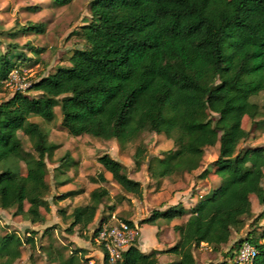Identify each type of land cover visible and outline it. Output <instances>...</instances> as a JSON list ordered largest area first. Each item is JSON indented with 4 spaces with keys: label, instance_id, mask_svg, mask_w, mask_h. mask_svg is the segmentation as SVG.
I'll return each mask as SVG.
<instances>
[{
    "label": "trees",
    "instance_id": "trees-1",
    "mask_svg": "<svg viewBox=\"0 0 264 264\" xmlns=\"http://www.w3.org/2000/svg\"><path fill=\"white\" fill-rule=\"evenodd\" d=\"M69 1L51 0L54 5ZM88 12V21L79 28L83 45L70 50L68 64L57 65L29 82L24 91L15 89L0 101V208L25 201L29 221L42 220L39 208H48L44 158L50 157L54 143L28 117L50 120L55 105L59 126L71 135L112 138L120 147L144 129L163 133L172 146L146 161L149 177L157 182L196 168L203 148L216 144L210 166L218 181L209 193L188 208L177 201L152 209L137 221V225L154 224L159 218L171 220L187 213L184 221L171 226L174 242L146 252L133 242L116 261L196 264L193 250L201 242L219 251L242 217L251 215L249 194L261 206L253 220L264 217V145L238 147L248 134L242 125L244 116L253 128L264 126V118L253 119L261 112L251 99L264 91V0H89ZM43 31V21H27L10 33ZM30 49L37 53L42 48ZM26 60L15 44L0 49V91L11 70ZM17 130L30 139L31 151L22 147ZM143 152L139 144L132 154L136 168ZM67 155L60 156L59 162L67 161ZM96 160L123 190L141 195L140 182L129 177L117 159L102 152ZM211 170L203 167L195 177L204 178ZM91 179L106 181L102 172ZM79 192L81 188L67 189L52 200ZM107 194L103 184L91 188L87 201L73 205L67 213L70 220L65 230L71 232L74 226L84 230ZM57 211L64 215L63 208ZM106 217H98L92 236ZM243 241L255 247L251 264H264V220L234 239L222 251L224 259L238 264L234 256ZM23 242L33 246L30 232L24 239L14 230L0 233V264H14ZM99 245L105 264L106 251ZM159 253L173 254L176 259L159 263ZM59 264L81 263L70 254Z\"/></svg>",
    "mask_w": 264,
    "mask_h": 264
},
{
    "label": "rangeland",
    "instance_id": "rangeland-1",
    "mask_svg": "<svg viewBox=\"0 0 264 264\" xmlns=\"http://www.w3.org/2000/svg\"><path fill=\"white\" fill-rule=\"evenodd\" d=\"M88 1L70 0L64 5H54L51 0H0V49L4 50L7 44L12 43L28 58L11 70L17 74L14 73V76H11L9 73L0 91V101L10 96L15 89L24 91L29 82L53 71L57 65L68 64L67 56L70 50L83 45L79 28L89 19ZM32 5L37 6V9H30L29 6ZM27 21H43L44 31L11 35L12 30ZM30 46L42 49L34 53ZM28 92L33 91L28 90ZM251 99L258 103L261 112L253 119L264 118V91L252 96ZM53 112L50 120H44L39 115L28 117L36 121L47 132L48 140L54 143L50 157L44 158L47 185L44 198L47 200L48 208H39L42 220L29 221L25 214L27 206L25 201L11 208H0V233L14 230L24 239L30 232L34 241L32 247L23 242L21 256L14 260V264H59L70 254L73 255L74 261H79L81 264H101L100 245L96 237L92 236L97 219L101 214L107 216L106 221L128 219L137 222L152 209H157L170 200L187 204L190 194L201 196L209 193L211 187L218 181V175L212 172L210 166L211 160L216 155V144L203 148L200 163L196 167V170L206 166L210 167L211 171L204 178L195 177L194 168L185 174L183 172L165 176L157 182L156 179L149 177L146 161L149 157L161 156L166 149L172 146L171 140L163 133L144 129L134 140L119 147L112 138L103 139L87 133L79 135L67 133L59 126L57 105L53 107ZM242 125L248 129V134L239 141L238 147L264 145V126L253 128L252 122L246 116L242 119ZM17 134L21 139L22 147L31 151L30 139L21 130H17ZM139 144L144 146V152L136 168L132 154ZM65 152L68 154L67 161L59 162V157ZM102 152L117 159L122 164L124 172L140 182L142 186L140 196L123 190L111 179L109 172H106L108 179L104 182L91 179L97 172H105L96 160V156ZM20 168L24 172L23 162H20ZM190 179L193 184L188 187ZM98 184H103L108 194L97 206L95 221L93 219L84 230L80 231L74 226L71 232H67L65 227L70 220L67 213L73 205L87 201L89 190ZM71 187L81 188V192L53 202L52 197L55 194ZM249 201L251 215L242 217L237 228L232 231L231 235L234 239L244 236L247 230L255 227L256 224L261 226L263 223L264 217L253 220V216L260 211L261 206L256 202L252 193L249 194ZM107 206H112L113 209ZM60 207L64 209L63 216L57 211ZM169 221L157 219L155 222L158 242L164 245L176 238V233L172 230ZM140 234L142 241L140 246L153 245L155 233L151 224H143ZM193 255L196 264H232L231 259L223 258L222 251L217 253L202 242L193 250Z\"/></svg>",
    "mask_w": 264,
    "mask_h": 264
},
{
    "label": "built area",
    "instance_id": "built-area-1",
    "mask_svg": "<svg viewBox=\"0 0 264 264\" xmlns=\"http://www.w3.org/2000/svg\"><path fill=\"white\" fill-rule=\"evenodd\" d=\"M14 73L17 74L16 72H10V75L14 76ZM138 229L139 227L135 222H128L126 219L101 222L95 237L106 251L105 264H116L122 250L137 241ZM255 252V247L252 244L243 241L236 251L234 261L238 264H251Z\"/></svg>",
    "mask_w": 264,
    "mask_h": 264
},
{
    "label": "crops",
    "instance_id": "crops-1",
    "mask_svg": "<svg viewBox=\"0 0 264 264\" xmlns=\"http://www.w3.org/2000/svg\"><path fill=\"white\" fill-rule=\"evenodd\" d=\"M194 171L195 172H193L194 174L195 173H197L199 170H196V168L194 169ZM106 172H108V171H106L105 170V172L103 173V175L105 176V178H106V180L108 179L107 178V174H106ZM185 173H187V172H184V174ZM191 180V179H190ZM192 184H193V182H192V180L190 181V184H189V186L188 187H190V186H192ZM216 184V183H215ZM214 184V185H215ZM213 187V186H212ZM211 187V188H212ZM72 188V187H71ZM71 188H65V190H67V189H71ZM63 191H64V189H63ZM200 196V195H199ZM199 196H197L196 194H190L189 195V198L187 199V201H189L187 204H184L183 202H181V204L184 206V208H188ZM175 202H177V201H174V202H171V200L169 201V202H167V203H165L163 206H161V207H159L158 209H162V208H164L165 206H167V205H169V204H173V203H175ZM257 202V201H256ZM96 216V215H95ZM186 217H187V213H184L181 217H179V218H173V219H171L170 221H169V223L171 224V226H172V224H174V223H180V222H182V221H184L185 219H186ZM95 219H96V217H94V220L93 221H95ZM159 219H161V218H159ZM131 222H134V221H131ZM136 224H137V222H135ZM143 224H147V223H141V224H138L139 225V235H138V243H137V247L141 250V251H148V250H150L151 248H156V249H161V248H165V247H167V246H169L170 244H172L173 242H174V240L176 239H174L172 242H170V243H168V244H166V245H164V244H162V243H160V242H158V235H157V229H156V223H154V224H151V226H152V228L154 229V233H155V238H154V241H153V245L152 244H147V245H141L140 246V242H142L141 241V234H140V229H141V227L143 226ZM173 230V229H172ZM175 232V231H174ZM232 234V233H231ZM234 240V236H232V235H230V237H229V239H228V241L226 242V243H224V244H221V246H220V250L219 251H215V252H217V253H220V251H224L228 246H229V244L232 242ZM101 255H102V253H101ZM224 258V257H223ZM157 259H158V262L159 263H162V262H164V261H168V260H174V259H176V256L175 255H173V254H167V253H159V254H157ZM86 264V263H85ZM101 264H102V258H101Z\"/></svg>",
    "mask_w": 264,
    "mask_h": 264
}]
</instances>
